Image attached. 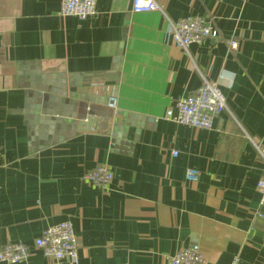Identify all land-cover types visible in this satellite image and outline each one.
Masks as SVG:
<instances>
[{
	"label": "crops",
	"instance_id": "0c3cea01",
	"mask_svg": "<svg viewBox=\"0 0 264 264\" xmlns=\"http://www.w3.org/2000/svg\"><path fill=\"white\" fill-rule=\"evenodd\" d=\"M155 2L137 14L131 0H98L79 21L58 14L60 0H0V247L29 246L19 264H71L32 246L64 221L77 264H170L191 245L204 264H264V0ZM189 17L218 37L171 45L169 23ZM204 80L226 99L212 127L165 120ZM39 90L84 106L91 130L64 117L36 137ZM97 166L114 175L106 189L83 179Z\"/></svg>",
	"mask_w": 264,
	"mask_h": 264
},
{
	"label": "built area",
	"instance_id": "2783aa9c",
	"mask_svg": "<svg viewBox=\"0 0 264 264\" xmlns=\"http://www.w3.org/2000/svg\"><path fill=\"white\" fill-rule=\"evenodd\" d=\"M98 0H60L58 14L61 17H74L79 21L91 19L96 15ZM133 13H149L161 11L155 0H131ZM218 37L217 31L199 17L183 18L175 23H169L168 41L171 45L181 50H186L192 44H200L206 39ZM230 46L236 49L235 41H229ZM106 106L115 110L117 101L109 97ZM226 110V99L221 89L216 84L204 80L201 87L187 97L177 99L164 115L165 120L179 125L208 130L212 127L213 119ZM264 158V151H259ZM173 151L172 156L176 157ZM263 176L256 184L264 203V164ZM185 178L188 182H197L199 172L187 169ZM83 179L91 185L106 189L113 181L114 175L106 166H97L86 173ZM33 248L41 251L46 258L55 261H67L71 264L78 263V240L70 221H64L45 229L33 241ZM30 247L22 244H6L0 247V263L19 264L27 260ZM170 264H204V256L198 245H191L178 251L170 259ZM229 264H240L237 256Z\"/></svg>",
	"mask_w": 264,
	"mask_h": 264
},
{
	"label": "water",
	"instance_id": "95a60500",
	"mask_svg": "<svg viewBox=\"0 0 264 264\" xmlns=\"http://www.w3.org/2000/svg\"><path fill=\"white\" fill-rule=\"evenodd\" d=\"M42 92V90H39L37 94L33 96V101L30 102L33 118V132L36 137L39 138L38 134H42L43 136L44 134H48L52 129H56L61 123L60 118L64 117L75 120L77 122L78 131L84 130L82 128H86V131L91 130V123L95 121V119L88 111H85L86 113L84 114V106H79L75 111L72 103L65 99L57 100L47 94H42Z\"/></svg>",
	"mask_w": 264,
	"mask_h": 264
}]
</instances>
